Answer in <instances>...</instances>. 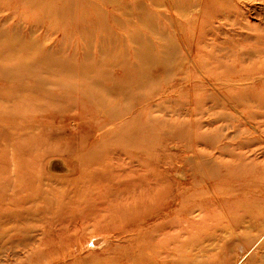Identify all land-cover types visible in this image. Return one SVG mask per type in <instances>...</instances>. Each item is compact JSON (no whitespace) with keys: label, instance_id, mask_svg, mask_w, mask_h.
<instances>
[{"label":"rangeland","instance_id":"374dc122","mask_svg":"<svg viewBox=\"0 0 264 264\" xmlns=\"http://www.w3.org/2000/svg\"><path fill=\"white\" fill-rule=\"evenodd\" d=\"M261 99L264 0H0V264H100L128 217L159 264H264Z\"/></svg>","mask_w":264,"mask_h":264},{"label":"bare ground","instance_id":"6f19581e","mask_svg":"<svg viewBox=\"0 0 264 264\" xmlns=\"http://www.w3.org/2000/svg\"><path fill=\"white\" fill-rule=\"evenodd\" d=\"M150 67H151V65H149V62H146V64L144 63L143 72H145L147 68L150 69ZM131 70H132V68H131ZM148 81H150L149 78H148ZM146 82L144 80L141 83L145 84ZM256 82H258V81H256ZM259 83L260 82H258V84ZM148 95L146 97H148ZM144 96H145V94H144ZM260 105L264 108V99H261ZM134 106H135V103L130 108H132ZM127 143L128 142H126V145H127ZM116 172H117L118 178L125 175V173L122 171L121 166L116 167ZM177 177H179V176H177ZM121 188H122V186H121ZM99 206L100 205H98L97 210H100ZM125 209H130V208L127 207ZM91 215H92L91 213L90 214H88V213L84 214V217L86 219L85 222L88 224L91 223V221H90ZM115 221L116 220H114L113 223H115ZM120 222H121V225H118V226H113V224L111 226V224H110V226H111L110 232H112V235H111L112 240H110V242L107 239H104L102 241L103 248L100 251L101 254L100 253L99 254H100V256H105V257L103 258L102 261H100V264H159V262H157L158 261L157 260V258H158L157 254L154 255L151 252V248L152 249H153V247L156 248V244H155L156 238L159 239L160 242H161L162 238H160L158 235L155 236L152 234H149V235L147 234L144 236V239L135 243L133 240L126 238V237H128V236H125V232L128 231V230H126V227L128 225L129 226L142 225L144 220L141 221V223H138L137 220H134L132 217H128V219L126 218L123 221L120 220ZM60 223H62V221H60ZM100 226L104 227V226H106V224L98 223V228ZM18 228H19V226L16 224L13 226H9L7 229L5 228V226H3L2 230L5 233V237L8 236V238H10L11 235L14 233V231H17ZM76 234L77 233L72 232V234H69L68 237H63L61 234H59V237L61 235L62 238H60L61 240L58 243L59 244L58 245V251H56V253L58 255L55 257L53 256L54 254H52V253L49 254L45 251V247L52 249L51 248V245H52L51 242L52 241L50 240L49 237H46L48 235L41 236V234H35V235H33V238L36 240V243H37L35 246L36 247L35 251L29 252V250H27V249L23 250L24 254L22 257L19 255V252L14 251L11 254L13 257L12 261L14 262V264H18L19 262H22V264H23V262L28 261L29 259H32L31 264H69L70 262L75 263V264L78 262H83V264H85L91 260V259L86 258L87 256H83L85 254L89 255V253H87L85 251V248L92 241L90 239H88L87 236L78 237ZM1 240L3 241V239H1ZM29 241H31V238L29 239ZM93 241L95 242V240H93ZM151 243H153V247H150ZM6 244H7V242H6ZM89 257H91V256H89ZM6 261H8V259Z\"/></svg>","mask_w":264,"mask_h":264}]
</instances>
